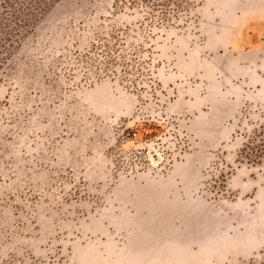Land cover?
Returning a JSON list of instances; mask_svg holds the SVG:
<instances>
[{
	"label": "rangeland",
	"instance_id": "374dc122",
	"mask_svg": "<svg viewBox=\"0 0 264 264\" xmlns=\"http://www.w3.org/2000/svg\"><path fill=\"white\" fill-rule=\"evenodd\" d=\"M263 261L264 0H0V264Z\"/></svg>",
	"mask_w": 264,
	"mask_h": 264
},
{
	"label": "trees",
	"instance_id": "16d2710c",
	"mask_svg": "<svg viewBox=\"0 0 264 264\" xmlns=\"http://www.w3.org/2000/svg\"><path fill=\"white\" fill-rule=\"evenodd\" d=\"M261 148H262V147H260V149H257V150L255 151V152H256L255 155H254L255 157H258V156L261 154V152H262L261 150H263V149H261ZM259 264H264V261L261 262V263H259Z\"/></svg>",
	"mask_w": 264,
	"mask_h": 264
}]
</instances>
